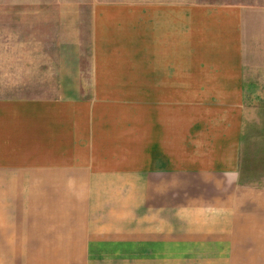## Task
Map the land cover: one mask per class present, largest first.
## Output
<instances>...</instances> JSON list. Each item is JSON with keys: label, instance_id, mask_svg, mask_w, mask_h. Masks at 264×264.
Wrapping results in <instances>:
<instances>
[{"label": "crops", "instance_id": "0c3cea01", "mask_svg": "<svg viewBox=\"0 0 264 264\" xmlns=\"http://www.w3.org/2000/svg\"><path fill=\"white\" fill-rule=\"evenodd\" d=\"M10 5L0 264H264V0Z\"/></svg>", "mask_w": 264, "mask_h": 264}, {"label": "rangeland", "instance_id": "374dc122", "mask_svg": "<svg viewBox=\"0 0 264 264\" xmlns=\"http://www.w3.org/2000/svg\"><path fill=\"white\" fill-rule=\"evenodd\" d=\"M20 1L27 3L25 7L27 16V29L31 31H34L36 28L35 22L37 21L38 16L39 19L41 18V10H43V14L51 12L53 16L56 15L58 12L60 21L62 20L61 15L71 13L75 14L79 20H82L83 15L86 13V0H7V3L11 4L10 7L7 6V8H18V6L15 5L18 4ZM13 13H17V11H12V14ZM44 17L45 15L43 16V18ZM59 24L61 25L63 23L59 22ZM46 56L48 55L44 54V58ZM261 136L262 133L252 132L251 135L247 136L244 140L250 141L252 143L253 141L256 142L258 138L260 139ZM240 173L242 175V182L247 184L260 183V179L264 176V152H257V154L250 153L247 155V157L245 156L244 158H242L240 162Z\"/></svg>", "mask_w": 264, "mask_h": 264}]
</instances>
